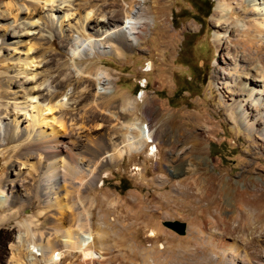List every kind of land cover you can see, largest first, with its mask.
Returning <instances> with one entry per match:
<instances>
[{
  "label": "rangeland",
  "instance_id": "obj_1",
  "mask_svg": "<svg viewBox=\"0 0 264 264\" xmlns=\"http://www.w3.org/2000/svg\"><path fill=\"white\" fill-rule=\"evenodd\" d=\"M132 1L141 19L134 43L105 38L111 48L104 54L73 59L69 40L99 39L96 29L73 26L43 40L37 32L7 36L2 44L1 36L19 31L12 21L22 16L18 5L29 0H0V86L16 91L19 83L10 85L8 73L29 47V55L44 57L45 83L70 96L63 118L76 145L67 149L80 165L65 184L58 174L49 184L41 155L27 157L25 146L14 150L17 142L0 138V194L9 199L0 207V264H48L57 251L62 259L51 264H264V234L239 229L231 210L256 187L264 189L262 1L210 0V15L203 18L198 0H76L74 16L91 12L120 23ZM240 1L253 9L247 17L262 32L248 28ZM215 6L225 9L221 16ZM68 23L64 19V29ZM139 126L152 131L157 152L152 143L126 149V136H137ZM17 158L30 159L31 175H13ZM209 176L218 186L208 193ZM232 183L237 190L229 197L224 192ZM59 204L68 210L59 214ZM165 221L185 223V236L164 227ZM66 232H89L93 243L85 251L97 259L66 245ZM28 245L45 255H32Z\"/></svg>",
  "mask_w": 264,
  "mask_h": 264
},
{
  "label": "bare ground",
  "instance_id": "obj_2",
  "mask_svg": "<svg viewBox=\"0 0 264 264\" xmlns=\"http://www.w3.org/2000/svg\"><path fill=\"white\" fill-rule=\"evenodd\" d=\"M261 1L262 4L260 3L259 5L264 7V0ZM75 2L76 0H29L28 4H19L17 7V15L19 13L22 16H20L19 19H14L12 21L16 24L15 27L18 28L19 31L7 33L1 37L3 40L7 39V36L28 38L32 37L34 32H37V35H39L38 38L43 40L46 37H51V35H62L69 29H72L73 26L75 27H73L74 30H83L85 27L91 28L92 30L96 29L95 32L101 36L99 39L81 40L79 37H72L69 40L70 53L73 59L80 58L87 53L94 54L100 52L102 54L106 48H111L102 43V40L105 38L112 39L117 37L131 43H134L137 40V24L141 22V19L140 17H135V14L133 13L132 9L134 4H136L133 1L131 3L132 6L130 12L126 14L125 19L120 23L116 20L115 23L103 22L105 20H98L91 17V12L86 13L83 17L76 18V16H74L76 12L74 13L73 11ZM250 2L253 5H257V0H250ZM238 8L246 14V16L243 17V20L248 25V28L250 27L255 33L262 32L260 25L253 24L247 17V14H251L253 9L250 11L249 8H246L243 1L238 2ZM213 11L221 16L225 9L222 8V6H215ZM2 18L3 17L0 14V19ZM64 19L73 22L72 25L71 23L66 25L67 29H64ZM98 22L99 24L100 22H103L104 24H102V27L104 26L105 29L102 30V27L98 26ZM216 26L219 28L223 27L222 25ZM5 42L6 40L1 41L2 44H5ZM32 48L33 47H29L25 54L18 55L15 59L16 68H13V70L8 73V83L10 85H12L11 83H19L16 87V91L11 90V87L9 86L3 89L2 86H0V138L2 137L6 143L17 142L18 145L13 147L14 150H18L21 146H25L27 150H30L27 157H31L30 155L33 154L41 155L39 156V160H42V166L47 170L46 181L49 183L53 178V175L55 176L58 174L62 179L59 183L63 184L70 179L68 177L69 179L67 180V176L71 175L69 174L70 171H72L73 168L80 166L77 164L78 159L74 156V152H69L67 149L70 144L76 145L74 139L76 135L63 118V112L65 107L68 106L70 96L69 94H65L62 97L55 87L45 83V80L43 79L45 78V71L42 69L45 64V58L36 59L29 55L28 53L33 50ZM9 59L11 60L12 58L9 57L6 60ZM97 76L100 79L102 78L101 74H98ZM145 83L146 81L141 83L142 89L145 88ZM229 85L230 84L227 81L224 86L225 88H228ZM251 91L252 93H255L254 90ZM262 95H264V92ZM140 97H144V91L141 92ZM127 104H130V101H128ZM135 130L138 132L137 136H132L130 134L126 136V149H132L133 147L136 149L137 147L138 150H141L144 148L145 144L152 143V152H157V146L152 131L149 128L145 129L144 126L136 127ZM262 133L264 134V129ZM69 149L71 150V148ZM124 152H126V150L120 153L119 156L121 157ZM29 160V158L24 161H21L19 158L16 159V163L19 164V167L14 171L13 175L15 177H20L21 174L31 175L34 168ZM91 174L92 172L89 173V175ZM57 177L58 176L55 178ZM55 178L52 180L60 179ZM197 179L205 180V177H203L202 174H199ZM207 186L208 188L206 192L209 193L210 191L216 190L218 185L213 181L212 177L209 176L207 178ZM229 186L230 189H226L224 194L233 197V192L237 190L236 186L234 183L229 184ZM256 188L258 189H255L254 193H248L249 197L245 195L246 197L240 198L239 201L233 205L234 207L231 210L232 214L237 215V227L239 226V229L250 230V233L261 235L264 234V189H260L259 187ZM206 192L202 191L201 193L205 195ZM44 194L47 197L50 195V193L48 194V191ZM237 196L236 198L239 197ZM8 201V197L3 193L0 194V207L8 206ZM58 207L60 210L59 214H62L63 210L65 212L69 208L66 204H59ZM250 220L253 221V223ZM65 237L66 238L62 241L65 242L66 245H72L71 243H74L75 250L83 253L86 258L97 257V253L93 251H85V249L93 243V237L89 232H87V234L81 232L77 236H73L70 232H66ZM74 238L76 239L75 242L73 241ZM40 248L28 245V251L32 255L35 254V256L39 257L45 255L46 252ZM233 251L237 252L235 249ZM256 251L259 250L256 249ZM62 253L63 252L58 251L52 252V255L50 254L51 256L46 260L47 263H56L59 258L62 257ZM32 261L33 257L30 256V258L27 259V262L31 263Z\"/></svg>",
  "mask_w": 264,
  "mask_h": 264
},
{
  "label": "water",
  "instance_id": "obj_3",
  "mask_svg": "<svg viewBox=\"0 0 264 264\" xmlns=\"http://www.w3.org/2000/svg\"><path fill=\"white\" fill-rule=\"evenodd\" d=\"M163 226L166 227L167 229L173 231L179 236H185L187 232V225L182 222L178 221H165L163 223Z\"/></svg>",
  "mask_w": 264,
  "mask_h": 264
},
{
  "label": "trees",
  "instance_id": "obj_4",
  "mask_svg": "<svg viewBox=\"0 0 264 264\" xmlns=\"http://www.w3.org/2000/svg\"><path fill=\"white\" fill-rule=\"evenodd\" d=\"M198 1H199V4H201V6H202L203 8H205V11H206V12L204 13L203 18H208L209 15H210V11H211V9H212V4H211L210 0H198ZM195 7H196V6H195ZM198 13H199V11H198ZM193 19H194L195 21L199 22V23L202 22L201 19L198 18V17H193Z\"/></svg>",
  "mask_w": 264,
  "mask_h": 264
},
{
  "label": "built area",
  "instance_id": "obj_5",
  "mask_svg": "<svg viewBox=\"0 0 264 264\" xmlns=\"http://www.w3.org/2000/svg\"><path fill=\"white\" fill-rule=\"evenodd\" d=\"M61 259H62V257H60L58 261H60ZM58 261H57V262H58Z\"/></svg>",
  "mask_w": 264,
  "mask_h": 264
}]
</instances>
